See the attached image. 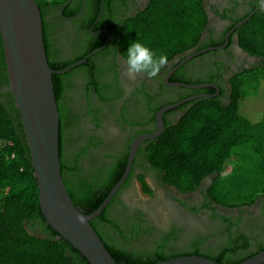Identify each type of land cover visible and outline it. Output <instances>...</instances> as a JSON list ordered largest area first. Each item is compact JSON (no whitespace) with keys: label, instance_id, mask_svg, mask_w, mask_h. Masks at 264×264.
I'll list each match as a JSON object with an SVG mask.
<instances>
[{"label":"flooded vegetation","instance_id":"obj_1","mask_svg":"<svg viewBox=\"0 0 264 264\" xmlns=\"http://www.w3.org/2000/svg\"><path fill=\"white\" fill-rule=\"evenodd\" d=\"M146 4V0H66L59 7L44 9L48 54L53 63L84 55L83 59L102 48L83 64L84 71L57 81L68 122L63 131L66 163L72 164L76 157L77 168L67 177L72 187L77 180H102L103 168L126 151L128 159L137 137L157 131L156 116L163 108L197 96L224 101L230 95L231 79L260 63L241 51L235 33L237 24L260 8L258 0H204L208 24L200 42L209 47L200 51L213 50L180 66L195 52L177 57L154 78L138 75L129 79L118 52L120 25ZM198 81L194 85L209 87L189 96L186 91L192 89L174 86ZM6 88L5 74L0 71V102L6 100ZM206 90L214 93H200ZM189 102L163 113L164 128L166 122L181 118L186 110L182 106ZM141 146L133 158L130 180L126 179L114 196L115 202L105 209L106 220L97 224L102 240L114 252L122 258L138 259L158 253H188L216 263L238 264L236 261L264 251V196L238 208L216 205L207 194L214 177L205 179L193 192L181 193L161 184L156 173L137 158ZM142 174L151 189L149 194L138 180ZM27 227L33 236L47 235L38 222Z\"/></svg>","mask_w":264,"mask_h":264},{"label":"trees","instance_id":"obj_2","mask_svg":"<svg viewBox=\"0 0 264 264\" xmlns=\"http://www.w3.org/2000/svg\"><path fill=\"white\" fill-rule=\"evenodd\" d=\"M36 1L41 12L50 68L61 70L82 59L84 55L62 64L50 60L43 20L44 9L48 6ZM146 1L142 10L126 18L120 25L118 52L124 61L127 49L133 42H141L157 53L166 54L169 63L177 57L209 47L200 42L208 24L204 0ZM65 2L63 0L58 3L57 7ZM239 21L236 20L234 25ZM235 33L241 51L258 58L260 63L231 79L230 95L224 101L219 97H202L182 106L186 110L181 118L174 123L166 122L162 134L154 140L146 141L137 155L148 166V170L156 173L161 184L181 193L193 192L205 179L214 177L208 189V198L216 205L228 209L251 205L264 196V10L253 14L236 28ZM84 67L82 65L65 75L54 76L53 86L60 116L61 176L74 206L80 212L90 214L99 207L124 173L127 151L114 164L103 168L102 180L88 183L77 180L76 187L69 184L67 177L77 168L76 157L72 159L71 166L66 163L63 131L68 127V122L65 118L66 110L60 103L62 94L57 81L61 77L84 71ZM0 71L4 72L8 86L1 38ZM198 83L186 82L193 85ZM186 92L189 96L198 91ZM200 93L214 92L206 90ZM4 96L6 100L0 102V264H89L66 240L58 237L42 217L19 114L11 94L6 93ZM248 98L262 102V115L257 122H251L241 112V103ZM231 160L233 164L227 170ZM138 180L144 192L149 194L151 189L144 174ZM114 202L115 197L108 206ZM105 215L104 210L90 224L117 264H156L179 257L164 253L151 254L142 259L120 257L122 255L119 256L118 252L104 243L97 230V224L106 220ZM37 222L47 232L45 238H38L27 231V226ZM248 258L244 257L236 263ZM217 263L232 264L224 261Z\"/></svg>","mask_w":264,"mask_h":264},{"label":"water","instance_id":"obj_3","mask_svg":"<svg viewBox=\"0 0 264 264\" xmlns=\"http://www.w3.org/2000/svg\"><path fill=\"white\" fill-rule=\"evenodd\" d=\"M259 10L264 8L249 14L237 24V27L244 24ZM0 38L8 79L5 91L11 94L19 114L29 150L33 177L37 185L38 205L42 217L58 234V237L66 240L89 264H117L90 222L102 215L128 178L137 148L162 134L163 113L200 96L167 106L157 113V131L140 135L132 142L121 178L94 212L84 214L74 206L61 176L60 116L55 99L53 77L65 75L85 64L88 58L102 48L92 51L85 58L61 70L51 69L46 57L42 17L36 0H0ZM211 50L213 49L192 53L183 59L179 66L192 57ZM174 86L192 90L209 87L206 84H175ZM213 87L217 94L218 89ZM156 264L218 263L198 256H179ZM238 264H264V251Z\"/></svg>","mask_w":264,"mask_h":264},{"label":"clouds","instance_id":"obj_4","mask_svg":"<svg viewBox=\"0 0 264 264\" xmlns=\"http://www.w3.org/2000/svg\"><path fill=\"white\" fill-rule=\"evenodd\" d=\"M258 6L264 8V0H258ZM169 63L168 56L157 53L141 42H133L126 53L127 76L135 80L138 75L154 78L162 72Z\"/></svg>","mask_w":264,"mask_h":264},{"label":"rangeland","instance_id":"obj_5","mask_svg":"<svg viewBox=\"0 0 264 264\" xmlns=\"http://www.w3.org/2000/svg\"><path fill=\"white\" fill-rule=\"evenodd\" d=\"M41 4L47 5L48 7H57L58 3L63 0H38ZM241 112L244 116H247L251 122H257L262 115V102L257 99L248 98L243 100L241 103ZM233 161H229L227 170L232 166Z\"/></svg>","mask_w":264,"mask_h":264}]
</instances>
